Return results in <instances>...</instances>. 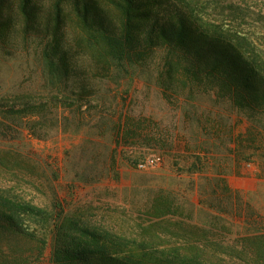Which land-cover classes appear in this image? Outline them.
Here are the masks:
<instances>
[{
	"label": "rangeland",
	"instance_id": "obj_1",
	"mask_svg": "<svg viewBox=\"0 0 264 264\" xmlns=\"http://www.w3.org/2000/svg\"><path fill=\"white\" fill-rule=\"evenodd\" d=\"M197 1L213 7L218 0ZM219 1L220 16H229L226 26L264 48V0ZM36 2L38 28L25 32L18 15L0 39V105L20 106L19 97L26 94L30 103L57 95L42 56L54 37L46 26L54 23L55 0ZM62 6L66 21L56 32L59 47L69 52L73 69L92 73L95 62L81 41L73 5ZM159 67L157 60L127 77H89L97 94L115 101L135 129L127 139L125 130L121 144L111 123L92 119L89 112L51 104L52 110L33 117L34 132L27 119L0 114V193L61 215L60 223L75 221L134 248L181 245L187 252L264 264V133L229 97L199 93L191 102L170 91L164 95L157 84ZM76 74L70 83L81 79ZM239 140L244 152L237 159L233 152ZM223 162L228 164L221 170ZM221 175L246 177L245 192L234 190Z\"/></svg>",
	"mask_w": 264,
	"mask_h": 264
},
{
	"label": "trees",
	"instance_id": "obj_2",
	"mask_svg": "<svg viewBox=\"0 0 264 264\" xmlns=\"http://www.w3.org/2000/svg\"><path fill=\"white\" fill-rule=\"evenodd\" d=\"M67 1L73 5L81 41L95 62L92 73L73 69L69 52L59 47L56 32L66 21L62 5ZM37 6L36 0H0V39L18 15L25 32L31 26L38 28ZM221 7L219 0L213 7L197 0H55L54 23L46 26V30L53 29L54 37L43 47L42 56L57 95L30 103L26 94L19 97L24 100L20 106L2 103L0 114L27 119V128L34 132L33 117L52 110L51 104L63 111L89 112L92 119L109 121L121 144L135 129L124 118L127 113L118 111L115 101L97 94L89 77H127L158 60L157 84L164 95L170 91L191 102L199 93H213L216 99L229 97L233 106L264 133V48L253 37L227 27L229 16H220ZM74 73L81 75L77 84L69 82ZM62 117L68 120L65 112ZM237 144L233 153L240 159L244 145L240 140ZM58 216L32 202L0 193V264H251L187 252L181 245L146 243L135 249L110 233L87 229L75 221L60 223Z\"/></svg>",
	"mask_w": 264,
	"mask_h": 264
},
{
	"label": "crops",
	"instance_id": "obj_3",
	"mask_svg": "<svg viewBox=\"0 0 264 264\" xmlns=\"http://www.w3.org/2000/svg\"><path fill=\"white\" fill-rule=\"evenodd\" d=\"M198 154H201L200 151H198ZM227 164L228 163H224V162L221 163V165H222L221 170L225 169L227 167ZM234 170H236L235 167H234ZM234 173H240V172H237L236 171ZM221 176L226 179V181L228 182V185L230 187H232L234 190H238V191H241V192H245L246 189H245L244 183L246 181V177H242V176H244V174H242L241 177H237L235 175L230 176V177L229 176H226V175H221Z\"/></svg>",
	"mask_w": 264,
	"mask_h": 264
},
{
	"label": "built area",
	"instance_id": "obj_4",
	"mask_svg": "<svg viewBox=\"0 0 264 264\" xmlns=\"http://www.w3.org/2000/svg\"><path fill=\"white\" fill-rule=\"evenodd\" d=\"M154 161H155V159H150V160H149L150 163H154ZM139 167H140V168H143V167H145V164H144V163H140V164H139Z\"/></svg>",
	"mask_w": 264,
	"mask_h": 264
}]
</instances>
